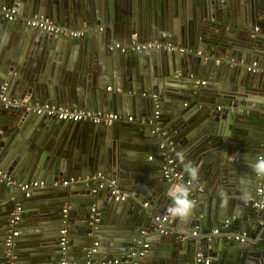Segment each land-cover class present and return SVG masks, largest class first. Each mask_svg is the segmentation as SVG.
Returning <instances> with one entry per match:
<instances>
[{"label": "water", "instance_id": "water-1", "mask_svg": "<svg viewBox=\"0 0 264 264\" xmlns=\"http://www.w3.org/2000/svg\"><path fill=\"white\" fill-rule=\"evenodd\" d=\"M14 2L19 14L39 13L57 24L78 27L103 22L110 32L93 39V50L84 44L85 48L80 49L77 38L70 40L33 28L29 36L20 34L19 52L16 48L12 54L10 47L5 50L0 47V84L6 82V94L15 88L18 96L30 103L68 102L102 112H117L122 117L133 112L144 122L129 128L119 122H67L16 106L0 110V170L16 182L47 183L40 187V196L35 195L37 188H34L31 195L23 197L14 185L0 181L4 206L0 214L6 215L19 198L21 218L33 214L36 227H48L43 238L37 240L26 239L25 229H21L11 264H42L36 252L39 244H47L55 255L50 259L58 262L62 228L66 230L65 264L112 258L128 260L123 264L153 263V257H159L158 248L164 258L166 255L168 264H194L198 250L202 258L208 259L207 264H264V207H251L258 197L255 189L259 185L264 187V177H256L248 165L258 156L264 157V0H0V5ZM172 14L178 17V24ZM219 14L224 16L223 26L216 18ZM239 14L242 23L230 20ZM20 23L24 25L18 19L9 21L0 16V32L17 34L23 30ZM92 33L88 31L90 37ZM135 34L141 40L154 37L185 46L192 52L151 49L119 53L101 45V37L110 35L127 42L136 39L131 37ZM195 51L198 53L194 54ZM103 53L110 55L112 63L106 82L113 87L125 84L122 93L104 95L102 85L85 83L81 77L74 80L76 86L67 87L69 80L75 79L71 78L75 73L86 68L87 63L95 65ZM60 56L73 61L72 68L77 72L68 68L56 78L50 76L48 68L42 65L58 62ZM247 62H255L257 70L244 73L239 70L240 64ZM194 78H204L205 84H196ZM142 92L145 95H140ZM156 102L160 114L153 119ZM65 123H76L83 138L59 142V129ZM154 125H161L176 142L184 160L181 162L177 154L174 158L185 178H189L183 170L185 163L199 168L198 181L189 184L190 199L195 206L186 221L167 212L171 204L170 186L184 180H165L161 166L160 174L146 175L149 164L147 160L142 162V158L148 153L149 144L130 137L137 132L142 138L147 137ZM15 126L28 143L17 145L10 141ZM138 127L141 131H136ZM129 148L140 149L134 154L127 151ZM95 172L115 179L127 199L114 200L108 186L96 187L97 180L91 178ZM245 177L249 178L250 195L242 199ZM65 179L70 181L63 185ZM222 191L228 197L227 202L220 195ZM142 199L151 202V206H142ZM65 202L68 211L63 213L61 204ZM92 206L94 212L90 210ZM162 216L164 221L160 220ZM214 228L218 233H211ZM192 231L195 235H191ZM74 234L78 237L75 241ZM235 235H243V239H234ZM3 236L1 233L0 264H7ZM95 241V251L88 254ZM178 241L183 245V256L170 261V257H175L171 244L177 245ZM22 242L34 247L21 248ZM143 243L148 244L143 255L132 256V252L142 249ZM189 243L195 244L192 254Z\"/></svg>", "mask_w": 264, "mask_h": 264}, {"label": "built area", "instance_id": "built-area-1", "mask_svg": "<svg viewBox=\"0 0 264 264\" xmlns=\"http://www.w3.org/2000/svg\"><path fill=\"white\" fill-rule=\"evenodd\" d=\"M0 14L6 19V20H14L16 19V7L13 5H2L0 6ZM24 24L27 26L46 32L49 34H55L62 37H80L83 35V30L78 29H70L63 27L60 24H57L53 22L51 19H49L47 16L39 13L32 14L27 17H23L20 19ZM96 30L100 31L102 30V26H98ZM110 48L118 49L120 52L126 51V46L121 45L119 42H111L109 44ZM129 49L132 51H141V50H149V49H160L165 50L168 52L171 51H179L183 52L185 51V48L179 47L175 44L166 43V42H159L157 40H149V41H132L129 45ZM246 70L248 71H255L256 63L252 62L251 64L247 65ZM196 84L203 85L205 83L204 80H194ZM6 88V82H2L0 84V110L2 108H9L11 106L17 105L16 101L7 99L6 95L4 94ZM107 89H110V87H106ZM141 95H145L144 92L141 93ZM151 97L155 99V95L151 94ZM20 106V105H19ZM23 110L30 111L34 114L38 115H45L47 117H52L57 120H64V121H75V122H86L91 124H97V123H111V122H118L122 120L121 115L114 112H102V111H95L85 108L80 109H72L67 106L58 105V104H51V103H43V104H34V105H28V104H21ZM158 116L157 110L153 112V118L155 119ZM126 121H132V116L128 115L125 117ZM151 121V120H150ZM152 133L160 135V131L156 125H154V128L151 130ZM174 148L175 144L174 142L167 138L162 137L158 143H157V149L158 153L161 157V175L162 177L167 181H172L175 179H182L184 180V183L190 184V180L185 178L183 173L177 168L175 158H174ZM261 157V156H258ZM148 160L152 159V155L147 156ZM91 178L96 179L95 186L98 188H101L103 186H108L110 188V195L113 196L114 200H124L126 198V195L120 192V190L117 188L115 179L106 177L101 172H96L94 175L91 176ZM70 179H66L62 181V184L65 185L69 182ZM0 181L4 182L6 185H14L17 190H19L23 197H28L31 193V190L37 187L45 186V182L43 180H32L27 182H16L13 178H11L10 175H8L6 172L0 170ZM255 193L257 194V198L252 201L251 207L254 209H262L264 207V187L262 185H259L255 189ZM143 206L147 205V202L142 203ZM92 212H94V208H90ZM62 212H66V207L62 208ZM21 213H22V207L21 204L16 202L13 207L8 212V216L6 219V226H5V232L3 236V253L5 256V260L7 264L12 263L13 259V249L16 237L19 234V228L18 224L21 219ZM161 221L165 220V216H162L160 218ZM228 223V220H224V225ZM161 231V230H160ZM195 231L191 232V235H195ZM212 234L218 233V229L214 228L211 230ZM66 230L65 228H62L59 230V239L58 244L60 246V251L62 254L60 264H65V255H66ZM185 236H180V238H184ZM229 239L228 237H226ZM234 239H243V235H235L233 237ZM97 242H94L92 247L87 250L88 254H91L95 251L94 246ZM148 244L143 243L142 249L138 251H134L131 253L132 256H139L143 255V253L147 250ZM128 260H120L119 258H112V259H104V260H90L86 264H123ZM200 262L207 264L208 259L202 258V254L200 251L196 252L194 254V264H199Z\"/></svg>", "mask_w": 264, "mask_h": 264}, {"label": "crops", "instance_id": "crops-1", "mask_svg": "<svg viewBox=\"0 0 264 264\" xmlns=\"http://www.w3.org/2000/svg\"><path fill=\"white\" fill-rule=\"evenodd\" d=\"M3 5H5V4H3ZM12 5L15 6L16 3L14 2V4H12ZM0 6H2V5H0ZM180 8H181V6H180ZM32 14H35V13H31V14H19L16 11V19H18L19 22H22L20 20L21 18L30 16ZM0 16H2V15L0 14ZM171 18L174 20V22L176 24H178V17L175 18L173 16V14H172L171 15ZM216 18H218V20H220L219 24L223 26V23L221 22V20L224 18V16L219 14ZM229 18H230V16H229ZM230 20H232V21L235 20V23H237V22L242 23L243 22V20L240 17V14L238 16L235 15V19L232 16L230 18ZM228 22H229V20L226 21V23H225V24H227V26H228ZM20 24H21L20 26H23V27H20L23 30H20L17 34H15V32L14 33L11 32V34L8 35V32L5 33L4 30L2 32H0V47L2 49L4 48V50L7 47H10V53H12V54L15 52L16 48H17V51L18 52L21 49L20 47L17 46L18 37L20 36V34H22V37L24 35L29 36V34H31V32L33 30L31 27L27 26L26 24H24V25H22V23H20ZM62 26L63 27H66V28H70V29H78V30H83L84 31L83 32V35H81L80 37H68V38H70V40H72V38L79 39L80 40L79 44H80V46H82L80 49H83L85 47H89L90 46L91 47L90 49L93 50V47H94L93 39H96L97 40L98 38H100V36H104L105 34L107 35L108 34V31L110 32V27L108 28V26L105 23H103V22L102 23L101 22H96V21H94L93 24L91 26H89V27L84 26V25L78 27V26H75L74 24H67V25H62ZM98 26H102V30H100V31L96 30V28ZM254 29L256 30V27H254ZM88 31L91 32V33L93 32L92 35H91V37H90V35H88ZM222 31L223 30L221 29L220 32H222ZM7 35H8V37H7ZM93 36H95V37H93ZM108 36L107 37H101V38H103V40L101 39V45L104 46L103 48H108L109 50H112L113 49V50H116L115 52H119V53H124L125 51L124 52H120L118 49H115V48L110 49L109 44H111V42H119L121 45L126 46V48H127L126 51H129V52H134V51H132V50L129 49V45L131 44L132 41H137V42L140 41V42H143V41H149V40H153L154 39V40H157V41L160 42V40H158L157 38H154V37H149V38H147L145 40H141L139 38L140 36L137 35V34H135L134 36H131V37H136V39H131L130 38V40L127 41V42L126 41H123V40H120V39H117V38H115L113 36L111 37L110 35H108ZM5 38H8V39L5 40ZM166 43H168V42H166ZM83 44H84L85 47L83 46ZM180 47L185 48V51L184 52H192V50H189L185 46H180ZM149 50H151V49H149ZM141 51H143V50H141ZM18 52H16L15 55L19 57V53ZM196 53H198V52L195 51L194 54H196ZM101 55L102 56H100L99 58H97V60H95V65H93L92 63H87V67L84 68V69H82V70H80V71H78V72L75 71L74 68H72V66H74L75 63H73V61H66L64 59V56L62 58L60 56L58 62H57V60H54L52 62H45L44 65H42V66L47 67L48 68V74L50 76L55 75V78L57 76L65 73L64 71L66 69H68V68H69V70L71 69L72 72H74V71L77 72V73H75L71 77V78H75V79H73L71 82L69 80L68 86H67L68 88H73V86L75 85L74 80L76 81L78 79L77 77H81L85 83L92 82L93 84H97V85L100 84V85H102L104 87V89H105L104 95L107 94V93H112V94H116V93L118 94V92H121L122 93V88L121 87H124L125 88V84L121 83V86L120 87L119 86H114L113 87V85L110 82H106V79L109 80V76H110L109 70L112 67V63L110 61V57H109L110 55L107 56L104 53L101 54ZM78 59H80V58L78 57ZM230 59L234 61V59H232V58H230ZM219 60H220V58H219ZM216 61H218V60H216ZM241 61H240V63H241ZM215 63H217V62H215ZM249 63L250 62H247L245 64L248 65ZM81 64H82V62H81ZM245 64H240L241 67H239V70H241L243 73H244V70H245V67H246ZM196 79L197 80H204V81H206L204 78H202V79L194 78V80H196ZM133 81L135 82L134 79H133ZM133 81H132V83H133ZM3 82H5V81H3ZM128 83H131V82H128ZM200 86H202V85H200ZM106 87H110V89H107ZM125 90L127 91V88ZM128 93L131 94V92H128ZM4 94L6 95L7 99L16 101L17 102V105H15V106L17 108L22 109V110H23V108H22L21 104L22 105L23 104L24 105L25 104H28V105H31L32 106L34 104H43L44 103L42 101H34V102L30 103L28 101L23 100L22 98H20L21 96H18L19 94H17V91H16L15 88H12L11 89V93L9 95L6 94L5 92H4ZM155 99H156V96H155ZM185 102H187V101H185ZM58 105L67 106V107L72 108V109L85 108V107H81V106H73V105L69 104L68 102L63 103V104H58ZM85 109H89V108H85ZM90 110L101 111V110H97V109H90ZM155 110H157L158 114H160V111H159V103L158 102H156L154 104V111ZM27 112H30V111H27ZM104 112H111V111H104ZM114 113H117V112H114ZM118 114H120V113H118ZM128 115H131L132 116V121H126L125 120V117L128 116ZM126 116L125 117H122L121 116L122 120L118 121L120 123V125L123 126V127L132 128L131 127L132 125L138 126L139 123H143L144 122V119H142V117L134 114L133 112L132 113H129V114H126ZM67 122H75V121H67ZM147 122L153 123V121L152 120L150 121L149 119H147ZM78 123H83V122H78ZM65 124L66 125L63 128L59 129V134H60V137H59L60 140H59V142H62V141L69 142L67 140H70V139L75 138L77 136H79L80 138H83V135H82L83 133L81 131H79V129L76 128V123H65ZM67 124H69L70 127H66ZM156 126L158 127V129H159V131L161 133L160 135L151 132V130L154 128V126H151L150 132L148 133V135H146L147 137L142 138L143 135L141 133H138V132H137L138 134L137 133L134 134V135H133V133L130 134V137L131 138H134V141L135 140H138V142H143V143L149 144L148 145V153L145 156H143V158H142V162H144L145 160H147L148 161V164H149L148 165L149 168H147L149 170L145 172L146 175L152 174V172H154V173L156 172V173L160 174L159 167L161 166L160 165V163H161V157H160V155L158 153L157 143H158V141L162 137H167V138L171 139L174 142V144H175L174 154H177L178 153V149H177L178 146H177L176 142L171 138V136H169L167 134V132L165 130L162 129L161 125H156ZM14 129H15L14 132H13L14 136L12 137V139H10V141L16 142L17 145L18 144L21 145L22 143L26 144V143L29 142L27 140L26 136L21 133V130L16 131V129H17L16 126H15ZM136 131H141V128L138 127V130L136 129ZM53 132H54V130H53ZM252 135L254 137H257L258 136L255 133H252ZM135 142H137V141H135ZM132 143H129V144L132 145ZM139 149L140 148H136V149L135 148H129V149H127V151H129V152L132 151V153L137 154L138 151H139ZM14 153L15 152H13V154ZM148 155H152V159L151 160H148L147 159V156ZM260 156L262 157V155H260ZM95 173H93L92 175H94ZM101 173H103V172H101ZM187 179H189V178H187ZM43 181L45 182V180H43ZM46 184L47 183L45 182V186H46ZM116 185H118V184L116 183ZM118 187H119V185H118ZM191 189L193 190V192L195 191V189H194L193 186L191 187ZM122 191H120V192H122ZM196 191H199V188ZM41 192H42V190L40 189V187H37V189L35 190L34 193H35L36 196H40L42 194ZM122 193L125 194L124 191ZM30 195H31V193H30ZM125 199H127V196H126ZM1 202L2 201L0 199V208H3L4 206H3V203H1ZM16 202H18V203L21 204V201H19V198H18V199H16V201H13V204L10 207L12 208L13 205ZM143 202H147V205L146 206H151V202H149V201H147L145 199H142L141 200V203H143ZM21 207H22V205H21ZM64 207H66V211H68V204L66 202L61 204V211H62V208H64ZM92 208H94V207L92 206ZM10 209H9V211H10ZM154 211H156V209H154ZM0 213H2L1 212V209H0ZM7 216H8V213L6 215L0 214V219L3 221V222H0V234L5 232V228L4 227L6 226ZM35 223H36V220L34 219L33 214H30L29 217L21 218L20 219V222L18 224L19 234H20V230L21 229H25V231L24 230L23 231L26 232V239H29V240H34L35 239V240H37L39 238L40 239L43 238V232H45L46 230H48V227L46 225L45 226L42 225V226H37L36 227L35 226ZM39 229H41L42 231H40ZM19 234H18V236H19ZM72 236H73V240L74 241L78 238L76 236V234H74ZM177 236L178 235H175L174 236V241L178 240L177 239ZM45 242L48 243L49 241L48 242L45 241ZM42 243H44V242H42ZM93 243H92V245H93ZM175 244L176 243H174V245L171 244V249L173 250L175 257H173V258L170 257V261L172 259L175 260L176 258H180L181 256H183V251L181 249V248H183V245H181L179 241H178L177 245H175ZM96 245H97V243H96ZM156 246H159V245L157 244ZM188 246H189L188 247L189 253L192 254L193 248L195 249V244L194 243H189ZM30 247H34L33 244H28V243H25V242L24 243L23 242L21 243V248H30ZM39 247L40 248H38L36 250V252L38 254H40L41 259L43 260V263L42 264H60L59 260L61 258L58 260V262H56L55 259L53 261L50 259V256H55V255L51 254V250L47 247V244H43V245H40L39 244ZM198 251H200V250H198ZM156 253H157V255H159V257H153V263H145V264H168V261L169 260L168 259L165 260L166 255H165V258H164V254H163L162 250H160V248H158L156 250ZM66 256L67 255H65V257ZM60 257H62L61 254H60ZM155 258L157 260H155ZM159 259H161V261H159ZM162 259H163V261H162ZM94 260H96V259H94ZM76 262L77 261L74 260L73 261V264H77Z\"/></svg>", "mask_w": 264, "mask_h": 264}, {"label": "clouds", "instance_id": "clouds-1", "mask_svg": "<svg viewBox=\"0 0 264 264\" xmlns=\"http://www.w3.org/2000/svg\"><path fill=\"white\" fill-rule=\"evenodd\" d=\"M178 158L183 162L184 157L182 154L177 153ZM249 167L252 169L256 177H264V157H257L255 161L248 162ZM184 172L189 176L191 182L198 181L199 178V168L193 164L185 163ZM244 183L241 187V198L247 199L250 195L248 191L249 178H244ZM190 185L186 183H178L171 185L169 188L168 195L171 199V204L169 205L167 212L171 216H175L182 221H186L192 214L194 209V202L190 199ZM222 199L227 202V195L223 191L220 193Z\"/></svg>", "mask_w": 264, "mask_h": 264}, {"label": "rangeland", "instance_id": "rangeland-1", "mask_svg": "<svg viewBox=\"0 0 264 264\" xmlns=\"http://www.w3.org/2000/svg\"><path fill=\"white\" fill-rule=\"evenodd\" d=\"M251 63H252V62H251ZM251 63H249V64H251ZM249 64H248V65H249ZM246 66H247V65H246ZM245 68H246V67H245ZM256 68H257V67H256ZM245 70H246V69H245ZM246 71H248V70H246ZM255 71H256V70H255ZM60 260H61V259H60ZM60 260H59V262H60Z\"/></svg>", "mask_w": 264, "mask_h": 264}, {"label": "bare ground", "instance_id": "bare-ground-1", "mask_svg": "<svg viewBox=\"0 0 264 264\" xmlns=\"http://www.w3.org/2000/svg\"><path fill=\"white\" fill-rule=\"evenodd\" d=\"M59 249H60V246H59Z\"/></svg>", "mask_w": 264, "mask_h": 264}]
</instances>
